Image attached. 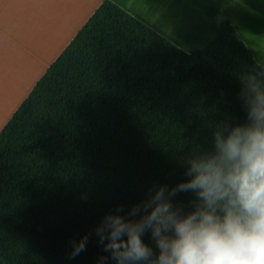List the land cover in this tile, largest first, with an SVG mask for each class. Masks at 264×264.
<instances>
[{
  "label": "trees",
  "instance_id": "1",
  "mask_svg": "<svg viewBox=\"0 0 264 264\" xmlns=\"http://www.w3.org/2000/svg\"><path fill=\"white\" fill-rule=\"evenodd\" d=\"M262 73L222 15L215 39L187 53L105 0L0 133V264H116L97 226L138 219L152 186L186 182L218 126L246 123L242 81ZM195 200L172 198L184 214Z\"/></svg>",
  "mask_w": 264,
  "mask_h": 264
},
{
  "label": "clouds",
  "instance_id": "2",
  "mask_svg": "<svg viewBox=\"0 0 264 264\" xmlns=\"http://www.w3.org/2000/svg\"><path fill=\"white\" fill-rule=\"evenodd\" d=\"M242 83L245 124L218 126L212 151L186 161L188 180L171 189L152 186L129 214L138 219L107 215L97 226L116 264H264V73ZM181 192L196 197L187 214L172 202ZM146 232L158 254L144 243ZM87 240L72 242L70 258Z\"/></svg>",
  "mask_w": 264,
  "mask_h": 264
},
{
  "label": "crops",
  "instance_id": "3",
  "mask_svg": "<svg viewBox=\"0 0 264 264\" xmlns=\"http://www.w3.org/2000/svg\"><path fill=\"white\" fill-rule=\"evenodd\" d=\"M104 1L0 0V133ZM110 1L187 53L215 39L222 15L264 69V0Z\"/></svg>",
  "mask_w": 264,
  "mask_h": 264
},
{
  "label": "rangeland",
  "instance_id": "4",
  "mask_svg": "<svg viewBox=\"0 0 264 264\" xmlns=\"http://www.w3.org/2000/svg\"><path fill=\"white\" fill-rule=\"evenodd\" d=\"M181 36V35H180Z\"/></svg>",
  "mask_w": 264,
  "mask_h": 264
}]
</instances>
